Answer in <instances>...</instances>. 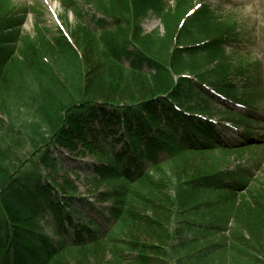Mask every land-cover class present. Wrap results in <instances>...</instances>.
<instances>
[{"label":"trees","instance_id":"16d2710c","mask_svg":"<svg viewBox=\"0 0 264 264\" xmlns=\"http://www.w3.org/2000/svg\"><path fill=\"white\" fill-rule=\"evenodd\" d=\"M2 2L0 264H264V184L210 161L264 150L262 63L233 62L237 23L205 0H97L93 29L62 0L74 29L31 38L40 12ZM59 151L96 156L75 171L88 197L51 179Z\"/></svg>","mask_w":264,"mask_h":264},{"label":"rangeland","instance_id":"374dc122","mask_svg":"<svg viewBox=\"0 0 264 264\" xmlns=\"http://www.w3.org/2000/svg\"><path fill=\"white\" fill-rule=\"evenodd\" d=\"M208 4H211L212 10H214L219 17L228 22L237 23L240 32L243 33V43L236 47L238 50L233 57V62L240 61L243 64L248 62H260L262 63V74L264 80V0H205ZM76 7L84 15V23H87L91 28H94L93 16L102 18L97 11V0H75ZM196 3L202 2V0H194ZM5 8L12 6H19L26 4L29 7H34L40 12L39 15L34 13L28 15L26 22L22 28L25 35L33 38L36 34V23H38L40 29H45L49 32V36L56 33L58 30L70 33L80 18L76 15L74 10H68L63 7L62 0H3L2 2ZM172 5L173 3L170 2ZM143 28L146 33L158 31L160 34L164 33L163 25L159 19L151 15L147 20L143 22ZM264 84V81H263ZM239 87L242 85L238 84ZM261 105L264 106V99L261 100ZM220 107H224L221 106ZM236 112L243 111L241 109H235ZM264 120V116H263ZM225 125L227 123H224ZM228 125V124H227ZM264 125V124H263ZM263 151H251L244 152L240 158L236 155L228 156L222 152H216L210 157V161L217 169H229L231 170L237 165H242L246 168H253L254 180L258 184H264V161L260 164L261 167L257 170L254 168L259 161H261ZM54 157L60 158L65 167L61 169L54 179L58 184L63 183L66 178L72 179L75 185L80 190V195L88 197L90 195V189L85 186L83 180H79L75 171L78 168L84 167L85 164H92L97 161L96 156L88 154L87 152L81 155L68 154L64 151H59L54 154ZM254 166V167H253ZM80 172V170H78ZM44 176L49 175L47 171H43ZM103 187L94 188V192L101 191ZM92 191V192H93ZM98 205H95L97 207ZM90 264H94L90 262Z\"/></svg>","mask_w":264,"mask_h":264}]
</instances>
